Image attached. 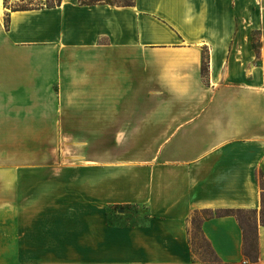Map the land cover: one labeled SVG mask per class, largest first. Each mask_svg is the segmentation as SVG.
<instances>
[{"label":"crops","instance_id":"0c3cea01","mask_svg":"<svg viewBox=\"0 0 264 264\" xmlns=\"http://www.w3.org/2000/svg\"><path fill=\"white\" fill-rule=\"evenodd\" d=\"M11 6L0 0V133L12 145L2 164L13 180L30 174L32 132L101 133L105 144L119 134V147L131 150L90 160L87 197L107 211L143 206L147 216L88 236L87 264H204L189 230L206 209L255 211V261L235 215L206 219L202 229L225 263L264 264V11L255 0ZM12 210L21 227L31 211Z\"/></svg>","mask_w":264,"mask_h":264},{"label":"rangeland","instance_id":"374dc122","mask_svg":"<svg viewBox=\"0 0 264 264\" xmlns=\"http://www.w3.org/2000/svg\"><path fill=\"white\" fill-rule=\"evenodd\" d=\"M56 1L35 0L33 5ZM255 2V11L263 12L264 0ZM262 37L261 30L252 32L251 44L257 55L263 45ZM29 135L31 142L26 144V151L30 148L32 152V165L28 167L30 174L26 180L14 181L10 176L12 166L2 164L9 161L8 155H12V145L7 142L10 134L0 133V264H87L88 236H102L105 224L145 221L147 210L143 206L113 204L107 211L98 207V201L93 207L87 197L88 169L93 166L90 160L108 157L115 160L131 152L119 147L116 139L119 134H106L111 139L106 144L105 134L101 133L32 132ZM57 190H62V196H55ZM75 192L79 196H72ZM13 206H25L31 211L25 218L22 216L21 227L16 228L17 223H14ZM120 206H125L129 212H118ZM19 237H27L30 244L25 246L23 241L14 244ZM25 247L30 249L28 254ZM36 255L59 262H41Z\"/></svg>","mask_w":264,"mask_h":264},{"label":"trees","instance_id":"16d2710c","mask_svg":"<svg viewBox=\"0 0 264 264\" xmlns=\"http://www.w3.org/2000/svg\"><path fill=\"white\" fill-rule=\"evenodd\" d=\"M7 6L9 5V0H5ZM33 1L35 0H21L11 7L16 10H26L41 5L34 6ZM80 4L91 5L97 3H108L113 5H133L134 0H126L124 2H117L115 0H79ZM61 3V0H57L55 3L47 4L49 7L56 6ZM6 27L9 28V18L6 20ZM209 72V58L205 52L203 60V75L206 77ZM222 215H235L243 227L244 230V252L246 257H249L251 260L258 259V237L256 232V225L253 222L255 219V211H246L241 209H226V210H203L196 213L192 218V228L189 230L190 233V243L193 248V253L195 255V260H199L204 264H228L225 263L219 255L215 252L210 241L206 238L202 224L204 220L209 219L214 216ZM263 221H264V212H263ZM210 255V256H209Z\"/></svg>","mask_w":264,"mask_h":264},{"label":"built area","instance_id":"2783aa9c","mask_svg":"<svg viewBox=\"0 0 264 264\" xmlns=\"http://www.w3.org/2000/svg\"><path fill=\"white\" fill-rule=\"evenodd\" d=\"M242 264H258V263H257V262H253V261H251V260L245 258V259L242 261Z\"/></svg>","mask_w":264,"mask_h":264},{"label":"water","instance_id":"95a60500","mask_svg":"<svg viewBox=\"0 0 264 264\" xmlns=\"http://www.w3.org/2000/svg\"><path fill=\"white\" fill-rule=\"evenodd\" d=\"M119 212H129V209H127V208H120L119 209Z\"/></svg>","mask_w":264,"mask_h":264}]
</instances>
